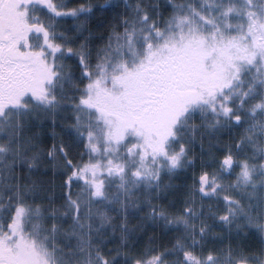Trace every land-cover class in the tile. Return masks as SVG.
Instances as JSON below:
<instances>
[{
  "label": "snow or ice",
  "instance_id": "6c2138e0",
  "mask_svg": "<svg viewBox=\"0 0 264 264\" xmlns=\"http://www.w3.org/2000/svg\"><path fill=\"white\" fill-rule=\"evenodd\" d=\"M0 264H264V0H0Z\"/></svg>",
  "mask_w": 264,
  "mask_h": 264
}]
</instances>
